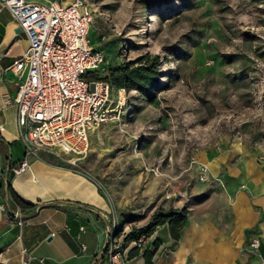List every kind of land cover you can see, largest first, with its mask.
Segmentation results:
<instances>
[{
	"label": "rangeland",
	"instance_id": "374dc122",
	"mask_svg": "<svg viewBox=\"0 0 264 264\" xmlns=\"http://www.w3.org/2000/svg\"><path fill=\"white\" fill-rule=\"evenodd\" d=\"M88 2L90 43L104 54L94 78L140 63L156 81L150 98L124 86L79 169L125 233L171 210L186 215L183 227L197 212L227 221L228 185L245 188L225 176L227 164L264 160V0Z\"/></svg>",
	"mask_w": 264,
	"mask_h": 264
},
{
	"label": "crops",
	"instance_id": "0c3cea01",
	"mask_svg": "<svg viewBox=\"0 0 264 264\" xmlns=\"http://www.w3.org/2000/svg\"><path fill=\"white\" fill-rule=\"evenodd\" d=\"M27 47L25 33L0 3V264H23L26 254L31 255L27 264H112L105 252L107 205L86 173L46 152L28 155V170H12L25 157V146L18 138L12 100L15 76L6 69ZM249 158L246 165L226 166L225 176L245 187L228 185L235 192L225 204L229 219L221 222L210 212L194 213L178 239L171 237L167 223L161 225L156 238L163 244L153 252L152 264H261L248 244L257 235L264 255V160ZM205 160L215 172L214 159ZM10 189L37 206L22 210ZM18 210L25 221L21 227L12 218ZM127 264H145L144 255L129 257Z\"/></svg>",
	"mask_w": 264,
	"mask_h": 264
},
{
	"label": "built area",
	"instance_id": "2783aa9c",
	"mask_svg": "<svg viewBox=\"0 0 264 264\" xmlns=\"http://www.w3.org/2000/svg\"><path fill=\"white\" fill-rule=\"evenodd\" d=\"M25 33L28 47L6 69L15 76L18 138L25 146V157L12 167L15 174L30 168L27 156L47 152L62 163L80 170L90 150L91 138L104 123L115 119L117 107L125 100L126 88H116L110 99L108 81L88 78L104 61L102 51L90 43L89 30L93 14L88 0H0ZM115 103L112 107L111 104ZM204 178L201 172L200 179ZM110 213V214H109ZM109 228L105 252L112 264H127L128 251L154 250L160 226L152 233H136L125 240L127 232L107 212ZM14 223L24 224L21 211L12 216ZM52 235L54 233H51ZM250 252L264 264L259 252L260 238L254 235ZM31 255L26 254L23 264Z\"/></svg>",
	"mask_w": 264,
	"mask_h": 264
},
{
	"label": "trees",
	"instance_id": "16d2710c",
	"mask_svg": "<svg viewBox=\"0 0 264 264\" xmlns=\"http://www.w3.org/2000/svg\"><path fill=\"white\" fill-rule=\"evenodd\" d=\"M95 72V71H94ZM94 72L88 74V78H94ZM155 70L151 69L150 66H145L143 64H127L122 67H116L109 71L108 75L104 78L113 84L114 86L121 87L126 86L133 88L141 92L145 97L150 98L152 96V87L155 86ZM10 194L15 204H17L22 210L34 209L37 204H31L22 198H20L12 189H10ZM156 216L152 219L155 221ZM186 222V215L182 211L171 210L168 214L162 216V218L151 225L139 228L135 231H130L127 233L125 240L135 237L136 233H146L147 235L152 233L154 226H161L165 223L169 226V231L171 237L174 239L179 238V231ZM157 238L154 240V245L157 246ZM155 250H145L143 252L145 258V264H152V255ZM138 248L132 247L129 250V257L137 255Z\"/></svg>",
	"mask_w": 264,
	"mask_h": 264
}]
</instances>
